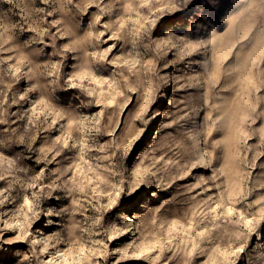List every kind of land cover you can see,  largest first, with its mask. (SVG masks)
Wrapping results in <instances>:
<instances>
[{"label":"rangeland","instance_id":"1","mask_svg":"<svg viewBox=\"0 0 264 264\" xmlns=\"http://www.w3.org/2000/svg\"><path fill=\"white\" fill-rule=\"evenodd\" d=\"M0 264H264V0H0Z\"/></svg>","mask_w":264,"mask_h":264}]
</instances>
